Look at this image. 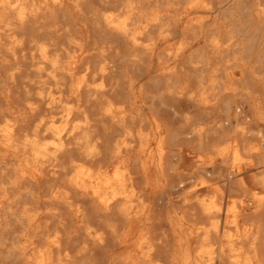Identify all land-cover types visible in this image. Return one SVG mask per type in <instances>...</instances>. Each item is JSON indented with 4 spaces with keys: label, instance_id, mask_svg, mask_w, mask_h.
<instances>
[{
    "label": "clouds",
    "instance_id": "clouds-1",
    "mask_svg": "<svg viewBox=\"0 0 264 264\" xmlns=\"http://www.w3.org/2000/svg\"><path fill=\"white\" fill-rule=\"evenodd\" d=\"M88 2L0 0V71L8 94L18 82L22 92L19 107H0V178H7L0 179V264H85L102 249L112 254L103 264H178L157 255L168 233L161 229L154 237L143 226L147 185L138 183L137 171L159 170L172 147H188L186 167H194L179 177V188L187 179L194 182L190 193L213 187L218 167L229 184L247 187L241 175L247 172L256 190L233 206L264 210V0H98L111 7L96 27L120 36L123 50L109 43L86 53L72 36L67 46L40 38L52 10L71 4L82 15ZM69 31L65 26L58 34ZM81 54L98 59L78 72ZM153 78L158 83H149ZM42 105L47 113L26 128ZM117 129L107 149L109 169L102 163L105 137ZM172 135L180 137L178 145H170ZM45 172L63 176L68 187L57 185L42 197L43 209L20 204L39 196L25 181L35 184ZM219 195L216 189L184 200L198 204L208 220L198 230L209 252L220 224ZM41 216L49 219L40 224ZM133 221L141 226L122 243ZM260 240L249 228L225 241L227 264H264ZM199 257L195 252L192 264H213Z\"/></svg>",
    "mask_w": 264,
    "mask_h": 264
},
{
    "label": "bare ground",
    "instance_id": "bare-ground-1",
    "mask_svg": "<svg viewBox=\"0 0 264 264\" xmlns=\"http://www.w3.org/2000/svg\"><path fill=\"white\" fill-rule=\"evenodd\" d=\"M111 7L109 4L100 5L98 0H89L85 5V13H76L71 4H65L62 9H54L49 15L45 17V23L41 25L45 29L41 39H55L58 44H65L68 36L75 37L84 42L86 53H94L95 46L100 44H113L120 49L125 48V42L120 36L109 32L106 28L101 26L97 29L96 25L101 23V13ZM67 26L70 31L62 33L63 28ZM56 27L57 32L48 31L49 28ZM28 33L35 35L36 30L29 28ZM201 49L196 48L194 54H200ZM80 60V68L78 72L82 70L85 63H95L98 57L96 55L83 56ZM113 60L116 57H111ZM126 64L127 61L125 60ZM124 73L127 74V69H124ZM118 73H113V76ZM4 73L0 71V107H6L9 109L17 108L22 103V92H20L19 82L11 86V92L8 94L9 84L7 79L3 78ZM131 79V77H128ZM149 83H158L153 78ZM67 94V93H66ZM86 93L81 90V103H85ZM47 110L44 106H41V111L36 116L31 117L26 128L30 129L33 126L35 120L40 115L46 114ZM94 117V114H93ZM78 118V115L74 117ZM118 129L113 133L105 137V157L103 164L106 168L111 169L114 162L109 161L107 149L111 145L112 140L118 133ZM180 137L178 135H172L170 138V145H178ZM190 147V146H189ZM188 153V147H172L168 155L164 160L163 167L159 170L149 165L145 166L144 172L141 175L137 171L138 183L146 184L147 187L144 190L145 202L148 204V208L145 210V216L147 221L143 222V226L148 228L153 236H157L161 229L168 233V241L165 246L158 249L157 255L164 259L166 262L170 257L177 260L178 264H182V261H188L192 264V257L195 252L200 253V259L207 261L211 259L213 264H227V257L230 255V251H221V247L225 241L231 240L232 236L239 235L240 232L245 229L256 231L261 235L259 244V255L264 256V210H254L252 207H248L246 204H236L233 206V201L241 199L247 196L248 189L255 191V186L252 184L251 179L247 176V172L241 173L244 176V184L240 185L238 181L229 184L228 175L226 171L219 170L218 174L214 175L210 179V184L213 186L197 188L195 192H188V189L194 187V182L187 179L184 184V188L178 187L180 176H189L191 173V167H186L185 154ZM75 156V153H72ZM79 159V157H76ZM63 159H67L65 156ZM11 175V173H9ZM0 179H7L0 178ZM36 183L32 181H25V183L35 189L39 193V196L29 200L27 197L23 198L19 203H32L33 208L43 209L47 205L42 202V197L47 196L50 191L55 190L57 185H61L67 188V184L63 183V176L60 178H53L45 172L44 177H34ZM102 179V178H101ZM175 189L176 191H173ZM219 189L220 195L218 200L221 201V212L216 216L219 219L220 224L216 234L211 235V240L215 245L214 252H209L208 242L204 240L205 233L199 231L201 225L207 227L208 220L201 213V208L196 203L184 204V200H195L197 196L203 198L215 192ZM73 191V198L77 199L78 194ZM179 193V194H178ZM87 203V202H85ZM93 203H95L93 201ZM98 207V206H97ZM99 210V209H98ZM63 215L69 221V225L72 226L73 231H77L74 227L76 221L71 219L72 214L66 209L63 210ZM49 217H38V222L44 224ZM141 226V222L133 221L128 224L126 231L121 237V242L124 243L129 237H134L138 229ZM49 228L55 227V224L49 225ZM9 255H11L9 253ZM111 252L108 249H102L96 252L95 256L89 255L85 264H103L106 256H111ZM113 261L117 257L112 256Z\"/></svg>",
    "mask_w": 264,
    "mask_h": 264
}]
</instances>
